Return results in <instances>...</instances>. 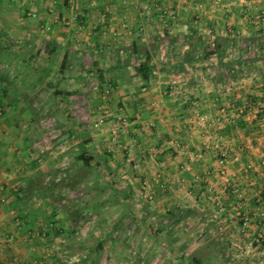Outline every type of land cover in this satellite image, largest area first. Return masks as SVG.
Instances as JSON below:
<instances>
[{
  "label": "crops",
  "instance_id": "1",
  "mask_svg": "<svg viewBox=\"0 0 264 264\" xmlns=\"http://www.w3.org/2000/svg\"><path fill=\"white\" fill-rule=\"evenodd\" d=\"M18 1L0 3V264H65L45 253L78 242L79 205L56 208L50 179L84 148L109 197L83 203L88 264L135 244L130 264H264V0Z\"/></svg>",
  "mask_w": 264,
  "mask_h": 264
},
{
  "label": "rangeland",
  "instance_id": "2",
  "mask_svg": "<svg viewBox=\"0 0 264 264\" xmlns=\"http://www.w3.org/2000/svg\"><path fill=\"white\" fill-rule=\"evenodd\" d=\"M7 1H9V0H1L0 3H2L1 5L4 6V7H6L8 5H11V7L12 6H16V5H12L11 3L8 4ZM16 1H17L16 2L17 6H19V7L22 6L23 7L22 2L18 3L20 1H18V0H16ZM23 23H27V25L25 26L27 28L28 25H29V22L28 21H24ZM84 101L86 102L88 100L84 99ZM88 103H89V105H92L93 102L90 103L88 101ZM123 117L120 118V119H122L119 122L120 125H121L122 122H123V124H126L127 120L129 119L128 116L127 117L125 116L124 118ZM74 118L79 120V121H84V122L90 121L91 122V119L89 118V116H85V115H83V116L78 115V116H76ZM100 118L101 119L102 118L105 119L106 117L105 118L104 117H100ZM52 119H54V120L57 119L58 121L61 120L60 118H58V117L56 118L55 116ZM47 121H49V118H48ZM51 122H52V120H51ZM62 122H65V121L62 120ZM104 123H106L105 120H104ZM48 137H50V135H48L47 138ZM51 137H53V139H52L53 143L57 142V140L61 141L60 139H61L62 136L60 134V129H58L56 132H54ZM36 139H37V143H45V140H44L45 138L38 137ZM69 142L70 143H74L71 140ZM46 143H51V138H49V141L46 142ZM59 151H60V149H58L56 152L59 153ZM70 152L71 153L69 154V157H72V156H70L71 154L75 155V150H73V148L70 149ZM57 155H61V154L59 153ZM73 164H74L73 166H72V164H70L68 166L69 169H67L68 167L67 168L59 167V169L57 171H55V173H54L52 179H50V181L52 183V186H55V188H58L60 191L63 190V186H65L64 184H61L62 183L61 179H62V174L63 173H69L68 175H70V178L75 180L73 185L76 184L75 182H77V181L79 182L75 186H72V185L68 184L66 186V188H69V189L67 191H65V193H66L65 195H64V193L61 192V194L57 193V195L53 196L54 202H56V204L58 205L56 208L62 206V201H65L64 202L65 205H68V206L76 207V206L79 205L80 209L78 208V210H77V212L79 213L78 214V220H77L78 221V225L77 226L79 228L78 231H80V232H79V234L76 235V237L79 238V240H76L78 242H74L73 241L74 237L73 238H67V239H69L68 242H64L62 245L59 243L53 249H51V248L48 249L45 254L47 255V254L53 253V254H55V256H57L59 253H61V251H63V248H64V250L67 251L66 252L67 256L64 259V260H66L67 263L69 262L71 264H73V263L74 264L75 263H77V264H82V263L88 264L89 260L87 259L88 258L87 250H89V249L92 250V249H94L96 247V244L98 243L97 240H96L97 239L96 237L99 235L98 234L99 230L96 231V233L93 231V229H92V226H93L92 225V221L88 220L89 219V214L91 213V211L88 210L87 206L83 207V203L84 202L87 203L88 200L94 199V196H93L94 193L99 195V196L102 195L100 197L102 200H103L104 197L105 198L106 197L109 198L108 196H104V192H103V191H105L103 189H105V187H106L105 183L107 182V180H105V179H98L97 180L96 178L93 179L92 174L94 173V170H97L95 168L88 171L87 169H83L82 164H78V165L76 163H73ZM58 171H59V175L56 176L55 174ZM104 171L108 172L109 170L108 169H104ZM93 176H94V174H93ZM95 182L100 183V185L99 184L96 185ZM97 186L100 189V191L96 190ZM85 197H87V199H88L87 201H86ZM104 204H106V203H104ZM103 206L104 205H101L100 208L101 207L103 208ZM97 209H98V207H97ZM97 213H99V211ZM94 214L95 213L92 212L90 215H94ZM115 214H116L115 212L113 214L112 210L107 212V216L110 215V217L115 215ZM122 214H123V212H121L120 215L122 216ZM116 216H118V214H116ZM91 218L94 219V217H91ZM104 221H106V220L102 219V221L100 222L99 229L105 230V229L108 228V226L106 228L105 225H107V224ZM89 222H91V226L90 225L88 226ZM73 235H75L74 232H73ZM121 236H122V238L124 237V231L121 233ZM133 241H135V238L133 239ZM135 245L132 246V249H130V252L132 251L131 253H133L132 258H135V254H136L137 251H138V253H140V245H137V246H135ZM126 248H127L126 249L127 250L126 251V259L124 261L120 260V262L122 264H130V262H128V261H130V259H131L130 258L131 257L130 254L131 253L129 252V247H126ZM228 250H230L235 255V254L239 253L240 248H238L235 245H232V248H231V245H229L228 246ZM244 251L245 252L242 253L241 256L237 255L233 260L232 259H230V260L229 259H221V260L213 259V260H211L209 262L207 260H203L202 262H203V264H248L247 260H248L249 257H248V254H247L246 250H244ZM84 260H87V262H84ZM66 262H65V264H67ZM159 262L160 261L153 260V261H149V264L150 263L151 264H158Z\"/></svg>",
  "mask_w": 264,
  "mask_h": 264
},
{
  "label": "trees",
  "instance_id": "3",
  "mask_svg": "<svg viewBox=\"0 0 264 264\" xmlns=\"http://www.w3.org/2000/svg\"><path fill=\"white\" fill-rule=\"evenodd\" d=\"M185 59H187V58L185 57ZM135 71H136V74L143 81H145V80L147 81V80H149V77L152 75L153 68H151L149 65H147V63H143L140 66L136 67ZM0 112H1V109H0ZM85 144H87V143H85ZM79 159L82 161L83 169H87L88 171L94 169L95 166H96L95 169L99 166V165L94 166L91 164V161L93 160V158L88 156V152H87L86 148H84L82 153L79 155ZM63 182H65V181H63ZM53 187H55V186H53ZM59 192H60V190L58 191V193ZM63 204H64V208L68 207V205H65V203H63ZM57 217H58V215H57ZM57 230H58V232H56L57 235L60 234V232L62 233L64 231L63 229H57ZM84 262H87V260H84ZM75 264H77V263H75Z\"/></svg>",
  "mask_w": 264,
  "mask_h": 264
},
{
  "label": "built area",
  "instance_id": "4",
  "mask_svg": "<svg viewBox=\"0 0 264 264\" xmlns=\"http://www.w3.org/2000/svg\"><path fill=\"white\" fill-rule=\"evenodd\" d=\"M198 124H199V125H202V124H203V122H202L201 119L199 120V123H198ZM214 148H215V149H219V145L215 144V145H214ZM220 164H221V166H222L221 173H223V172L225 171V167H226L227 161L224 160V159H222V160L220 161ZM249 223H250V219H249V217L245 216V217L242 218L241 224H242L243 229H246V228L249 226ZM256 243H257L258 245H261L262 243H264V233H262V234H260V235L258 236V238H257V240H256Z\"/></svg>",
  "mask_w": 264,
  "mask_h": 264
}]
</instances>
